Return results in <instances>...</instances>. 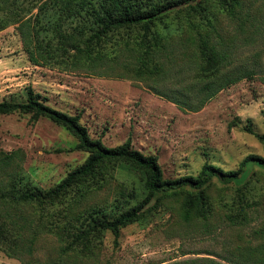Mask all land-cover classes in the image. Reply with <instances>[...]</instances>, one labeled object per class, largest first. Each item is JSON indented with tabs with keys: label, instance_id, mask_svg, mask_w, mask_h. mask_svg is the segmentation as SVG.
Returning a JSON list of instances; mask_svg holds the SVG:
<instances>
[{
	"label": "rangeland",
	"instance_id": "obj_1",
	"mask_svg": "<svg viewBox=\"0 0 264 264\" xmlns=\"http://www.w3.org/2000/svg\"><path fill=\"white\" fill-rule=\"evenodd\" d=\"M242 1L247 13L243 26L219 13L231 37L229 68L240 77L198 110L181 109L114 65L92 71L31 59L28 32L36 24L37 1L28 13L22 11L27 6L23 4L18 19L0 30V101H21L31 87L51 106L79 114L90 137L106 146L130 139L132 148L157 155L166 178L195 175L204 163L223 171L237 169L249 154L264 157L263 141L248 130L249 125L264 133V0ZM76 144L68 129L47 117L20 111L0 114V150H17L21 169L43 188L84 161L88 153ZM249 170L254 218L243 224L224 217L241 199L235 184L214 176L207 189L214 210L207 221H183L178 199L169 197L122 228L116 244L106 231L92 255L64 252L62 239L44 232L31 254L10 257L0 251V264H264V167L254 164ZM132 178L127 171L116 172L102 188L87 194L75 213L97 205L126 207L133 199L118 193L130 187Z\"/></svg>",
	"mask_w": 264,
	"mask_h": 264
},
{
	"label": "trees",
	"instance_id": "obj_2",
	"mask_svg": "<svg viewBox=\"0 0 264 264\" xmlns=\"http://www.w3.org/2000/svg\"><path fill=\"white\" fill-rule=\"evenodd\" d=\"M34 1L38 2L36 24L28 32L32 43L27 45L33 60L39 57L90 70L114 65L181 109L194 111L240 77L229 68L231 37L225 34L219 13L243 26L247 13L242 0H0V30L18 19L25 3L22 11L28 13ZM14 111L44 116L65 127L76 137V148L88 155L55 185L43 188L21 169L17 150H0V251L7 256L31 254L44 232L57 234L64 252L92 255L106 231L116 244L122 228L169 197L178 199L183 221H207L214 210L207 193L214 176L234 183L241 197L224 217L235 224L254 218V210L249 209L254 203L249 169L254 164L264 167V157L249 154L237 169L228 171L204 163L195 175L166 178L157 155L132 148L130 139L106 146L100 138L90 137L79 114L51 106L31 87L21 101H0V114ZM248 130L264 143V133L249 125ZM123 170L133 178L118 195L132 202L120 210L97 205L75 213L87 194Z\"/></svg>",
	"mask_w": 264,
	"mask_h": 264
}]
</instances>
